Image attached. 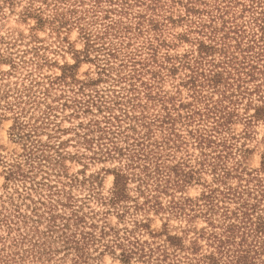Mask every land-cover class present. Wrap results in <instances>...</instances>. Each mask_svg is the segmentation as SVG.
<instances>
[{"label":"rangeland","instance_id":"1","mask_svg":"<svg viewBox=\"0 0 264 264\" xmlns=\"http://www.w3.org/2000/svg\"><path fill=\"white\" fill-rule=\"evenodd\" d=\"M263 110L264 0H0V264H73L38 192L6 179L30 143L50 155L34 182L60 194L42 195L67 193L96 234L111 227L150 245L177 235L195 256L218 257L222 238L221 259L254 243L249 256L264 264L263 232L224 215L244 189L264 221ZM114 146L159 164L149 178L143 160L125 169L144 182L128 180L117 203L114 172L127 155ZM112 239L89 246L87 263L143 264Z\"/></svg>","mask_w":264,"mask_h":264},{"label":"trees","instance_id":"2","mask_svg":"<svg viewBox=\"0 0 264 264\" xmlns=\"http://www.w3.org/2000/svg\"><path fill=\"white\" fill-rule=\"evenodd\" d=\"M264 113V110H263ZM218 122V121H217ZM19 130L27 129L25 124L19 123ZM216 126V125H215ZM28 130V129H27ZM29 131V130H28ZM29 134V132H28ZM223 145V144H222ZM46 148H52L49 145H45ZM224 147H226L224 145ZM227 148V147H226ZM126 149L127 152H124ZM34 144L23 145V152L21 153V159H15L13 162H10L7 166L5 171L6 179L19 181L22 186L26 187V180L29 181L30 187L29 190L25 191L24 196H30L31 190L38 192V200H35V203H39L40 205H45L47 216V223L48 227L52 229H56L58 232V237L61 240L63 246L66 250H70L73 252V264L80 263V264H88L87 263V251L89 246L100 242V239L103 238L107 233L111 232L113 234V242L114 244L122 245L120 240L118 239H125L127 241L126 248L122 247V255L124 259H129L132 256H137L143 260V264H254L251 260V256L249 254L258 253L259 246L253 245L249 250H243V253L237 252L236 254L227 253L226 259L219 258L222 254L226 253L223 250V245L227 243V240H223L222 238H217L218 246L217 251L219 253V257L212 254H204L201 256H195L197 252V245L193 243L191 246H185L182 243V240L179 236L175 235H167L166 239L162 243L150 245L146 241H139L137 238L130 239L128 236H121L119 235L118 230L111 228V227H102L99 229L98 234L89 230V228H95L96 224L94 222H87L85 220V215L78 213V209L73 208L71 205V201L69 199V195L63 196L62 198L54 199L52 198L47 199V195L43 192V187H47L46 189L49 191L48 194L51 196L56 194L60 196L59 190L52 189L53 185L47 183V181H35L33 179V175L30 172L33 170L40 171L43 170L42 166L45 162H49L50 155L44 153V151L40 150ZM113 153L117 155H127L126 161L123 163V169L114 172V188L111 195V200L115 203L121 200L127 199L129 196L127 194V181L135 179L139 184L140 182H144L143 177L137 175L133 172H128L125 169H132L137 167V162L143 160L147 164L143 163L142 170L144 176L146 178L150 177L148 173V165L150 163L153 165V168L156 175L159 174V164L157 162V158H154V155H148L149 153H143L145 150L143 148H139V151L142 152H135L132 148H120L117 146L112 147ZM152 152V150H150ZM110 152V151H109ZM262 169L264 170V153L262 157ZM149 163V164H148ZM23 166H26L28 169L25 170ZM125 167V168H124ZM44 171V170H43ZM46 172V171H44ZM47 178V177H43ZM257 196H260L261 199H264V184L262 183V178L258 176L257 178ZM27 189V188H26ZM247 191V195H249V191ZM244 189L240 191H236V195L234 198L240 199L239 206L237 207V211L225 212V217H229L230 213L238 219V222H242L243 224L253 225V230L255 232L262 233L264 237V221L261 220V215H257V220L254 221L251 217L250 211L255 207L253 203L248 202L247 198L243 197ZM63 194V193H61ZM49 196V197H51ZM203 198L210 204V196L203 195ZM256 199V197H255ZM33 200V199H32ZM48 201V202H46ZM58 206H62L64 208L68 207L69 210L67 212H54L55 208ZM88 224V225H86ZM142 223L140 224V226ZM74 226V227H72ZM239 227L233 221L227 223L226 230L233 231L234 228ZM252 230V231H253ZM243 236V235H242ZM263 237L259 240L257 237L255 242H264ZM226 239H228L226 237ZM105 247L109 245L107 243L103 244ZM171 248V250L169 249Z\"/></svg>","mask_w":264,"mask_h":264}]
</instances>
